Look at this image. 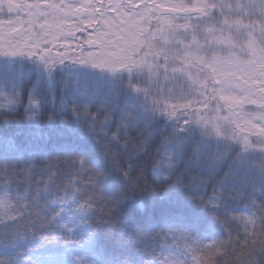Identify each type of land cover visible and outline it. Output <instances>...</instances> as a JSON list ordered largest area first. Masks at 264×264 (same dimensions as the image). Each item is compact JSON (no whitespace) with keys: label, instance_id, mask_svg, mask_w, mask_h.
Listing matches in <instances>:
<instances>
[{"label":"snow or ice","instance_id":"obj_1","mask_svg":"<svg viewBox=\"0 0 264 264\" xmlns=\"http://www.w3.org/2000/svg\"><path fill=\"white\" fill-rule=\"evenodd\" d=\"M0 17V264H264V0Z\"/></svg>","mask_w":264,"mask_h":264},{"label":"trees","instance_id":"obj_2","mask_svg":"<svg viewBox=\"0 0 264 264\" xmlns=\"http://www.w3.org/2000/svg\"><path fill=\"white\" fill-rule=\"evenodd\" d=\"M69 119H70V118H69ZM41 131H43L44 133H50L51 135L55 136V135H57V134L60 133V132H64L65 129L61 128V127L59 126V123L57 122V125L54 126L53 129H49V128L45 127V128H43Z\"/></svg>","mask_w":264,"mask_h":264},{"label":"flooded vegetation","instance_id":"obj_3","mask_svg":"<svg viewBox=\"0 0 264 264\" xmlns=\"http://www.w3.org/2000/svg\"><path fill=\"white\" fill-rule=\"evenodd\" d=\"M4 18V20H6L7 19V17H3Z\"/></svg>","mask_w":264,"mask_h":264}]
</instances>
